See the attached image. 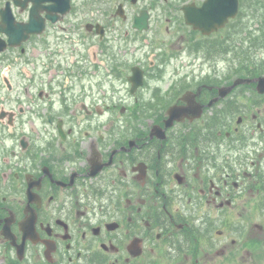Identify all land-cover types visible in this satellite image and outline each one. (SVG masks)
I'll return each mask as SVG.
<instances>
[{"label": "flooded vegetation", "instance_id": "af4514ba", "mask_svg": "<svg viewBox=\"0 0 264 264\" xmlns=\"http://www.w3.org/2000/svg\"><path fill=\"white\" fill-rule=\"evenodd\" d=\"M36 1L0 53V264L255 262L235 218L264 216V42L187 25L205 0Z\"/></svg>", "mask_w": 264, "mask_h": 264}, {"label": "rangeland", "instance_id": "374dc122", "mask_svg": "<svg viewBox=\"0 0 264 264\" xmlns=\"http://www.w3.org/2000/svg\"><path fill=\"white\" fill-rule=\"evenodd\" d=\"M6 0H0V6L3 5V3ZM165 9L163 7L158 8V12H155L154 14V21L157 22L158 21V15L159 13H165ZM241 14H243L244 19L242 18L243 22L239 21L238 23H236L235 25H233L237 30L233 29L234 32V40H236L238 37H243L246 33V31H248L249 29L254 30V29H258L259 30V16L264 13V0H241ZM253 14H255L253 16ZM253 17V18H252ZM261 19V18H260ZM262 20V19H261ZM249 22V23H247ZM248 24V25H247ZM154 26H156L154 24ZM247 26V27H246ZM164 29V26H163ZM262 52H259L257 55L261 54ZM232 57L228 56L226 61H230L232 64H234L233 60L231 59ZM220 64V63H219ZM228 65L225 62H222V64H220L219 66H225ZM16 71V70H15ZM13 71L12 73L15 74L16 72ZM27 77H30L31 75L29 73L26 72ZM6 75H4V80H6ZM8 79H10L13 82V77L10 73V76L8 77ZM238 220H242V224H244L245 226H247V228L245 229L247 232V238L248 239H254V240H250V241H254L256 243V248H258V250H262L264 249L263 245H259L258 242L256 241V239L258 240V237L256 235L258 226H262L264 228V218L263 217H259V216H246L243 217V219H239ZM264 230V229H263ZM252 232V233H251ZM261 238L264 240V233L260 234ZM243 245L242 248L239 250V252H244L247 251L248 253H250L251 256H253L257 250L256 249H252L249 244L247 243V239L242 238L241 240H239L238 244L235 247V251L238 250L239 245ZM248 246V247H247ZM243 259H238L234 262H232V264H242ZM188 261V260H187ZM191 262H183L182 264H190ZM259 263L264 264V251L261 254V259L259 261ZM218 264L219 260H218ZM225 264V263H224ZM245 264H249V263H245Z\"/></svg>", "mask_w": 264, "mask_h": 264}, {"label": "water", "instance_id": "95a60500", "mask_svg": "<svg viewBox=\"0 0 264 264\" xmlns=\"http://www.w3.org/2000/svg\"><path fill=\"white\" fill-rule=\"evenodd\" d=\"M238 6V0H207V2L204 4V7L200 9V15L191 14L187 15V18L189 22L195 25V27L209 32L210 30H216L223 27L229 21V18L236 17L238 13ZM201 16L207 18V22L202 21L200 18ZM2 17L4 18V21L6 18L12 17L9 4L7 5V9L2 12ZM6 24L12 26L13 23L12 21H6ZM137 24L140 25L139 21H137ZM9 32L11 33L10 42L12 44L20 43V40H18L17 31L10 29ZM260 80L261 83H264V78Z\"/></svg>", "mask_w": 264, "mask_h": 264}]
</instances>
